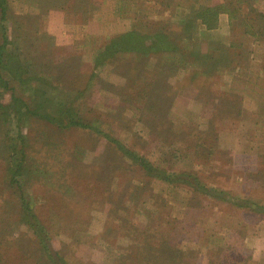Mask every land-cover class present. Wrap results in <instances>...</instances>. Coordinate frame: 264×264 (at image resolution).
<instances>
[{
	"label": "rangeland",
	"instance_id": "374dc122",
	"mask_svg": "<svg viewBox=\"0 0 264 264\" xmlns=\"http://www.w3.org/2000/svg\"><path fill=\"white\" fill-rule=\"evenodd\" d=\"M188 2L0 0V264H264V0Z\"/></svg>",
	"mask_w": 264,
	"mask_h": 264
},
{
	"label": "trees",
	"instance_id": "16d2710c",
	"mask_svg": "<svg viewBox=\"0 0 264 264\" xmlns=\"http://www.w3.org/2000/svg\"><path fill=\"white\" fill-rule=\"evenodd\" d=\"M188 6L191 9L189 13H187V23H188V27H192L197 23V20H195L196 16H199L200 18L203 19V21L205 20L206 22H210L216 15V11L214 7H209L207 6V4L205 5H200L199 7H195L196 6V2L195 0H189L188 2ZM1 7V6H0ZM2 10H5V6L1 7ZM196 19H199L198 17ZM127 37H129V42L134 43V40H141V42H143V38L139 36V34H137V32H129ZM140 42V43H141ZM5 47L4 45L1 46V51H4ZM1 51H0V64L2 62V55H1ZM6 57V56H4ZM1 78V75H0ZM72 122V121H71ZM119 147H122V144L118 145ZM197 186L199 185L198 183H196ZM202 187H199L198 190H200ZM34 224V223H33ZM37 228L33 227V235L36 237V240H39L40 242L44 243L45 240V231H43L44 229L42 227H39L38 225H36ZM41 246V245H40ZM44 249H47V247L44 244ZM60 261L62 264H68L69 262L64 258V257H60Z\"/></svg>",
	"mask_w": 264,
	"mask_h": 264
}]
</instances>
